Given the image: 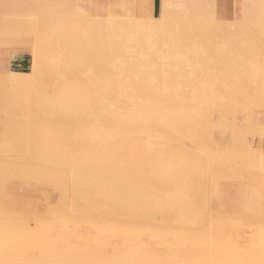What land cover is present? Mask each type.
<instances>
[{"label": "bare ground", "instance_id": "6f19581e", "mask_svg": "<svg viewBox=\"0 0 264 264\" xmlns=\"http://www.w3.org/2000/svg\"><path fill=\"white\" fill-rule=\"evenodd\" d=\"M234 6L0 0V49L29 57L0 53V264H264V152L239 132L264 126L213 133L264 105V0ZM13 182L56 206L28 212Z\"/></svg>", "mask_w": 264, "mask_h": 264}, {"label": "rangeland", "instance_id": "374dc122", "mask_svg": "<svg viewBox=\"0 0 264 264\" xmlns=\"http://www.w3.org/2000/svg\"><path fill=\"white\" fill-rule=\"evenodd\" d=\"M103 4L106 5L107 3L104 1ZM91 9H97V6L93 5ZM24 49H25L24 47L12 48V49H3V50L0 49V53H4V52L10 53V57H9L10 61L8 62V66L12 71L15 70V71H21V72L26 73L29 70V57L27 54L24 53L25 52ZM227 93H231V92L227 91ZM259 100L263 102V100L261 98ZM246 106L247 107H245V108H241L239 106L237 108H234V109L230 108V109H228V113H227L229 116L226 119H224V118L220 119L219 118L214 122V125H213L214 128H216V127L222 128V130L214 129V131H213L214 137H216L215 138L216 141L217 140L220 142L224 141L225 136H226L227 141L229 140V142H231L232 139L234 138L231 130H232V128L236 127V124L239 122V120H240L241 127H251L252 125L264 126V115H263V113H264V107L263 106L264 105H262V106L258 105L257 107H254V106L252 107L251 105L247 104ZM254 108L258 109L261 112L258 114L255 113L256 109H254ZM242 118H244L243 121H242ZM239 132H242V136H240V137H242L241 142L243 141L242 143H244V145H246L248 148H250L251 151H253V150L259 151V154H260L258 157L259 162L256 166L258 168V166H260V164H261V159H262L261 154L264 152V138L258 137V136L252 137V136L246 135L248 131L243 130L242 128H240ZM241 142H240V144H241ZM94 144L96 146V143H94ZM228 146L230 149V148H232L233 145H232V143H229ZM228 152H227V154H229L228 155L229 157L227 155L225 156V159H224L225 163H226V165L230 166V168H232V170H236V168H237L236 166L238 164L236 161L237 159L233 156V154H234L233 151L228 150ZM226 157H228V160H226ZM231 158H232V161H231L232 164L230 162ZM233 160L236 162H234ZM233 162H234V164H233ZM245 162L249 164L248 167L254 168L253 166H255V165H253V162L250 160V156H249L248 161L246 160ZM228 166H227V168L230 169ZM254 172H257V171H254ZM234 183H240V182H238V180H230V181L220 182L216 185H221V184L232 185ZM11 185H12L15 200L17 202L21 203L22 205H24V207L26 206V209L28 212L36 213L39 215H46L47 211L49 209H53L57 204L56 203L58 201L57 196H59V195H57V193L54 192L52 190V188H48V191L50 192V197H49L48 202H45V201L41 200V198H40V191H39V190H41L40 184H36L33 182H31V183L13 182ZM259 192L261 194L264 192V190L259 189ZM257 198H258V195H257ZM37 205H38V207H37ZM42 205H45V206H42ZM211 210L213 211V209H211ZM259 222L261 223L260 220H259ZM254 233H255V230H253L249 234L248 237H251V236L254 237Z\"/></svg>", "mask_w": 264, "mask_h": 264}, {"label": "crops", "instance_id": "0c3cea01", "mask_svg": "<svg viewBox=\"0 0 264 264\" xmlns=\"http://www.w3.org/2000/svg\"><path fill=\"white\" fill-rule=\"evenodd\" d=\"M234 1L235 0H216V10L218 11L216 16L222 20L232 19L235 13ZM136 8L140 12L150 11L152 12V15L155 16L158 14L159 0L157 3V7L155 0H136ZM228 12L229 14H227Z\"/></svg>", "mask_w": 264, "mask_h": 264}, {"label": "trees", "instance_id": "16d2710c", "mask_svg": "<svg viewBox=\"0 0 264 264\" xmlns=\"http://www.w3.org/2000/svg\"><path fill=\"white\" fill-rule=\"evenodd\" d=\"M155 2H156V7H157L158 0H155Z\"/></svg>", "mask_w": 264, "mask_h": 264}]
</instances>
